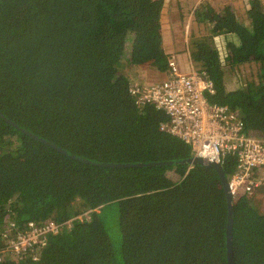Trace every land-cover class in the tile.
<instances>
[{
	"label": "trees",
	"instance_id": "16d2710c",
	"mask_svg": "<svg viewBox=\"0 0 264 264\" xmlns=\"http://www.w3.org/2000/svg\"><path fill=\"white\" fill-rule=\"evenodd\" d=\"M163 7L164 0H0V112L14 123L0 115V264H228L219 172L135 166L193 157L159 130L164 113L138 107L129 91L146 81L141 67L169 69ZM193 16L190 57L214 83L210 101L231 106L246 132L264 139V0L238 8L201 0ZM15 125L81 158L123 165L73 157ZM175 166L179 180L169 173ZM234 167L229 157L228 179ZM257 174L264 191V166ZM255 200L233 201L236 264H264V209ZM10 217L21 227L62 225L17 255L3 237Z\"/></svg>",
	"mask_w": 264,
	"mask_h": 264
},
{
	"label": "built area",
	"instance_id": "2783aa9c",
	"mask_svg": "<svg viewBox=\"0 0 264 264\" xmlns=\"http://www.w3.org/2000/svg\"><path fill=\"white\" fill-rule=\"evenodd\" d=\"M168 66L164 80L144 81L130 87L136 105L153 106L164 113L160 129L191 147L193 156L212 159L222 166L233 157L235 167L229 178L233 201L245 199L246 193L250 196L262 184L257 172L264 166V139L247 133L244 120L231 106L210 101L208 96L216 89L205 72L195 67L182 71L174 55L169 58ZM8 220L4 241L6 248L17 255L34 244L44 243L45 235L59 231L62 225L29 221L21 227L13 217ZM3 257L0 249V263Z\"/></svg>",
	"mask_w": 264,
	"mask_h": 264
},
{
	"label": "rangeland",
	"instance_id": "374dc122",
	"mask_svg": "<svg viewBox=\"0 0 264 264\" xmlns=\"http://www.w3.org/2000/svg\"><path fill=\"white\" fill-rule=\"evenodd\" d=\"M201 0H164V7L162 9V28L165 29V36L166 41L169 38H172L175 43L172 55H176V59L178 64L181 66L182 69L191 70L194 67L191 57L189 58V54L191 49H193L192 38H191V30L193 28L192 21L194 20L193 11L196 9L198 4ZM221 3L232 2L235 7H244L245 4L248 3V0H217ZM191 65V66H190ZM179 66V67H180ZM244 68L245 72H250L249 66L242 67ZM183 71V70H182ZM187 72V71H186ZM141 108V107H140ZM159 112V111H156ZM161 113V112H159ZM163 114V113H162ZM159 130L163 132L160 127ZM165 133V132H163ZM193 154V152H192ZM172 171L169 172L172 174L173 179L179 180L182 177V169L181 166L172 167ZM264 187V185L262 186ZM251 197H255L258 201V205L264 209V191L260 189L256 190L253 194L250 195ZM250 196L246 193V197L249 198Z\"/></svg>",
	"mask_w": 264,
	"mask_h": 264
},
{
	"label": "water",
	"instance_id": "95a60500",
	"mask_svg": "<svg viewBox=\"0 0 264 264\" xmlns=\"http://www.w3.org/2000/svg\"><path fill=\"white\" fill-rule=\"evenodd\" d=\"M0 115L4 119H6L8 122L14 124L10 119H7L6 116L2 112H0ZM15 126L20 128L24 132L30 134L31 136H33V137H35V138H37V139H39L41 141H44L45 143L50 144L53 147H55L56 149L66 153V154H69V155H71L73 157L80 158V159L86 160L87 162H92V163H95V164H98V165H102V166H121V165H123V164H120V163L97 162V161L81 158V157L77 156L76 154L71 153V152L67 151L66 149L58 146L57 144L50 142L49 140L41 138V137L31 133L30 131L25 130L24 128H22V127H20L18 125H15ZM178 163H188V164H193V165H195V164H203V165L211 166V167L215 168L219 172V174L221 176V179H222V182H223V185H224V188H225V192H226V195H227V202H228V224H227L228 264H236L235 259H234V252H233V224H234L233 195H232V191H231V188H230V185H229V179L226 176V173L224 172V168H223V166L220 163H217V162H215L212 159H207V158H201V157L193 156L190 159L180 160V161H173V160H162V161H159V162L147 161V162L137 163V164H135V166L169 165V164H178ZM126 165H129V164H126Z\"/></svg>",
	"mask_w": 264,
	"mask_h": 264
},
{
	"label": "crops",
	"instance_id": "0c3cea01",
	"mask_svg": "<svg viewBox=\"0 0 264 264\" xmlns=\"http://www.w3.org/2000/svg\"><path fill=\"white\" fill-rule=\"evenodd\" d=\"M163 34H164V43H165L166 50L168 51V53L172 54L173 50L175 49V47H174L175 41L168 36H167V38H169V42H168V40L166 41L164 27H163ZM174 56H176V55H174ZM189 58H190V54H189ZM190 61H192V60H190ZM180 69L183 71H188L190 68L182 69L180 66ZM141 70H142V74H143L144 79L146 81H149V82L162 81L167 77V72H164V71L152 70V69H148L145 67H141ZM170 175H172V174H170Z\"/></svg>",
	"mask_w": 264,
	"mask_h": 264
}]
</instances>
